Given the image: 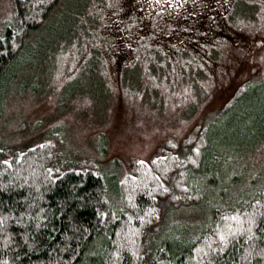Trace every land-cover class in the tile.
I'll return each mask as SVG.
<instances>
[{"label":"rangeland","instance_id":"1","mask_svg":"<svg viewBox=\"0 0 264 264\" xmlns=\"http://www.w3.org/2000/svg\"><path fill=\"white\" fill-rule=\"evenodd\" d=\"M10 9L0 0V23ZM26 42L0 81V146L58 126L68 156L121 178L126 160L148 161L166 138L210 127L220 189L202 183V207L167 217L187 235L210 219L209 194V209L224 207L229 193L264 184V100L243 135L230 130L249 118L242 106L218 115L239 85L264 77V0H59Z\"/></svg>","mask_w":264,"mask_h":264},{"label":"trees","instance_id":"2","mask_svg":"<svg viewBox=\"0 0 264 264\" xmlns=\"http://www.w3.org/2000/svg\"><path fill=\"white\" fill-rule=\"evenodd\" d=\"M58 2L9 0L0 81ZM263 93L264 77L242 83L218 115L242 106L238 115L249 118L230 130L243 135L261 116ZM2 107L0 91V114ZM213 141L211 128L199 126L180 141L168 137L148 161L126 160L121 178L68 156L58 126L26 146H0V264H264V184L229 193L224 207L209 209L216 192L209 194L210 219L195 235L186 234L187 222L183 229L167 221L173 210L202 207V183L220 189Z\"/></svg>","mask_w":264,"mask_h":264},{"label":"flooded vegetation","instance_id":"3","mask_svg":"<svg viewBox=\"0 0 264 264\" xmlns=\"http://www.w3.org/2000/svg\"><path fill=\"white\" fill-rule=\"evenodd\" d=\"M197 1L200 3L201 0H197Z\"/></svg>","mask_w":264,"mask_h":264}]
</instances>
